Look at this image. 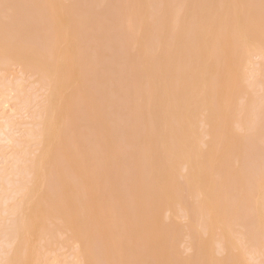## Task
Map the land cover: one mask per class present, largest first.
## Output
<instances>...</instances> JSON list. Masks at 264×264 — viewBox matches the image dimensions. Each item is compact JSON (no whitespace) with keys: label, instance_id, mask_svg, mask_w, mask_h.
<instances>
[{"label":"bare ground","instance_id":"bare-ground-1","mask_svg":"<svg viewBox=\"0 0 264 264\" xmlns=\"http://www.w3.org/2000/svg\"><path fill=\"white\" fill-rule=\"evenodd\" d=\"M108 1L0 0V264H264V0Z\"/></svg>","mask_w":264,"mask_h":264},{"label":"rangeland","instance_id":"rangeland-1","mask_svg":"<svg viewBox=\"0 0 264 264\" xmlns=\"http://www.w3.org/2000/svg\"><path fill=\"white\" fill-rule=\"evenodd\" d=\"M107 1H108V0H107ZM108 2H111V1H108ZM106 4H107V2H106ZM113 4H114V2L112 3V5H111L110 7H112ZM118 4H119V2L116 3V5H118ZM109 5H110V3L107 4L108 7H109ZM105 6H106V5H105ZM107 6L105 7L106 9H108ZM114 6H115V4H114ZM119 6H120V5H119ZM116 7H117V6H116ZM116 7L111 8V9H113V10H112L113 12H115V11L118 9V8L116 9ZM114 9H116V10L114 11ZM109 11H111V10H109ZM112 11H111V12H112ZM106 12H108V10H107ZM111 12H108V14L111 13ZM113 12H112V13H113ZM112 13H111V14H112ZM62 14H63V13H62ZM62 17H64V14L62 15ZM67 43H68V44H67ZM62 47L64 48V50H65V48H68L70 51H73V49L71 48V45L69 44V42H66V41H65V42L62 44ZM146 59H147V57H144V60H146ZM256 60H257V59H256ZM78 79H79V78L77 77V78L72 82V86H73V87H75V86L78 85ZM76 83H77V84H76ZM69 93H71V88L65 92L64 95H65L66 98L70 95ZM165 105H166V104H165ZM165 108H166V107L163 108V109H164V110L162 111L163 114H165V112H166V111H165V110H166ZM9 109H10V108L8 107V110H9ZM9 112H11V109L8 111V114H9ZM24 116H26V115H24ZM168 130H169V122H168V121H165V122L163 123V131L166 133V132H168ZM239 140H240V143L243 144V143H244L243 141H244L245 139L241 137V138H239ZM1 161H3V160L0 159V164H2ZM1 167H2V165H1ZM41 191H42V190H41ZM41 191H39V193H37V195H36L35 198H34L35 200H37V199L39 198V196L42 194L43 191H42V192H41ZM178 222H180V221H178ZM181 223H186V222H185L184 220H182ZM31 238H32L31 241H32L33 243L36 244V243H37V236L35 235L34 237L32 236ZM35 241H36V242H35ZM70 253H71V252H69L68 254H70Z\"/></svg>","mask_w":264,"mask_h":264}]
</instances>
